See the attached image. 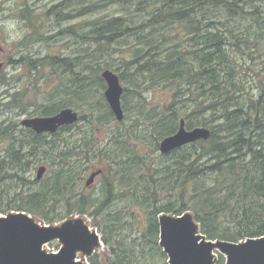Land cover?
I'll return each instance as SVG.
<instances>
[{
  "label": "trees",
  "instance_id": "trees-1",
  "mask_svg": "<svg viewBox=\"0 0 264 264\" xmlns=\"http://www.w3.org/2000/svg\"><path fill=\"white\" fill-rule=\"evenodd\" d=\"M113 2L133 6L142 19L134 23V15H119L91 22L88 39L98 53L126 37L138 41L133 58L124 63L127 70L134 68L128 76L147 73L154 88L161 86L169 93L164 107L150 108L144 116L156 134V147L163 137L177 130L181 118L188 128L208 127L210 137L162 154L163 158L172 159V166L153 170L139 152L140 147L126 145L128 140L120 133H113L109 144L97 150L88 133L75 140L60 137L62 131L68 132L75 124L60 127L49 134L57 139L47 141L48 135L20 134L18 123L4 121L0 139L8 140V144L5 154L0 155V213L25 211L52 222L51 209L62 203L68 215L87 214L98 227L105 220V211L118 198L128 199L132 205L149 206L147 224L139 229L140 237L132 238L129 232L121 234L124 226L119 224L101 226L102 241L109 249L103 254L106 264H142L141 261H152L154 257L167 264V256L158 245V215L162 212L179 215L189 210L200 232L211 240L238 242L263 236L264 0H101L89 6L64 0L48 8L44 15L67 20L74 17L70 10L90 13ZM72 6L77 10L70 9ZM179 30L184 31L182 40ZM65 31L76 35L72 28ZM36 40L39 39L33 38ZM73 60L52 56L34 61L27 58L25 63L31 70L40 62L61 66L76 75L73 85L81 93L88 76L78 79L77 75L85 70L94 81L104 84L92 61L87 65L72 64ZM247 61H251L248 66L258 61L257 94L246 85ZM78 63L82 67L80 73L74 69ZM119 78L123 80V74ZM127 92L123 89L122 95ZM134 94L142 98L141 93ZM11 98L8 105L16 107L19 92ZM79 100L83 101L81 96ZM51 102L53 98L45 105L44 115L54 114L64 106H51ZM104 108L106 114L99 120L105 123L114 117L109 106L99 102L92 110ZM84 118L79 116V121ZM138 121L131 127L137 126ZM39 152L44 157L52 154L50 159L56 169L40 187L30 190L33 182L20 172L30 165L29 156L35 157ZM93 165L102 169L97 178H103L104 190L98 198L75 191L83 169L89 171ZM12 184L18 190H11ZM118 188L130 191H117ZM163 191L175 199L163 202L159 197ZM127 230L132 231L130 227ZM100 258L95 253L90 264H100ZM157 260L155 264H159ZM224 262L225 257L219 254L216 264Z\"/></svg>",
  "mask_w": 264,
  "mask_h": 264
},
{
  "label": "rangeland",
  "instance_id": "rangeland-1",
  "mask_svg": "<svg viewBox=\"0 0 264 264\" xmlns=\"http://www.w3.org/2000/svg\"><path fill=\"white\" fill-rule=\"evenodd\" d=\"M60 1L64 0H0V35H3L5 38L4 41L6 44L4 56L15 48L17 50V59L21 56L23 58L21 64L7 66L0 75V125L4 121H8V123L16 122L20 125V121L25 117L44 115L43 109L46 108L45 105L53 98L51 106L64 105L77 111L79 116H85L83 120L75 122V125L68 132H61L60 137L62 136L64 140H68L70 137L73 138L72 140H75V138L83 136L84 133H88L93 137L94 147L100 150L109 144L110 137H112L113 133H120L128 140L126 145L134 149L140 147L139 152L144 154L143 157L146 159V164L151 166L153 170L154 167L162 170L165 166H172V159L163 158L162 153L159 151V143L156 147L154 143L156 134L150 127L149 121H145L146 119L144 117L146 116V111L150 108L159 109L164 107V104L169 100V93L161 86L154 88V83L150 80L147 73L135 72L133 75L128 76V72H132L134 68H128L130 70H127L124 67V63L133 58L138 41H135L134 37H126L114 43L111 47L105 46L102 53H98L95 52V46H92L88 39L91 22H102L119 15H126L128 17L134 15V23H136V21L142 19V16L139 12L133 11L135 10L133 6H126L114 2L90 13L79 14L78 12H71L70 10V15L74 17L67 20L60 21L54 16L44 15L48 8ZM75 1L81 3L80 5L82 6H89L90 3L100 2L101 0ZM27 8L29 11L26 10ZM70 9L73 11L77 10H74V6L70 7ZM33 24H35V28L32 27ZM71 28L76 32V35L65 33L67 32L65 30ZM181 33L182 40L184 31H181ZM33 38H38L39 40L33 41ZM52 56L72 58L74 59L71 62L72 64L84 62L88 65L92 61V64L96 67L95 70L99 71L100 74L105 69L115 72L118 76L123 74L124 79H120V82L123 89L126 88L128 90L127 94L124 93L126 95L121 96V103L125 112L124 119L118 121L112 113L114 116L112 120L105 123L99 120V118H102L106 114L107 108L97 109L96 111H93L92 108H95L99 102L108 105L104 96L106 83L103 81L104 84H100L98 81H94L89 71L85 70L81 75H77L78 79L88 76V80H85L81 93L80 88L73 85L76 75L64 71V68L61 66L57 67L56 65L53 66L46 63L41 64L40 62L37 64L36 69L31 70L27 68V64L25 63L27 58L34 61ZM0 57H2L1 52ZM247 62L244 69L246 70L248 82L250 81V83L247 82L246 85L250 91L257 94L259 89L255 74L259 68V66H256L258 61H254L252 66H248L251 64V61ZM81 68L80 63L74 66V69L78 73H80ZM6 92L9 93L5 95ZM16 92H19L20 95L19 102H15L18 103L16 107H11L8 103L13 98H11V95ZM134 92L141 93L142 98L140 95L134 94ZM79 96H81L83 101L79 100ZM139 118L140 121H138ZM137 121V126L131 127ZM74 135L77 137H73ZM54 138L56 137L48 135L46 140L53 141ZM7 144L8 140L0 139V155L5 154L4 151L7 149ZM133 148L129 149L134 152ZM48 156L44 157L40 152L35 157L29 156L30 165H28L26 171L20 172L22 176L33 182L29 184L30 190L40 187L44 183L43 181L52 176L53 170L56 169V166L50 159L52 154ZM40 164L48 167L44 178L41 180L42 183L35 178L36 169ZM96 166L89 167L93 170ZM91 170L86 171V169H83L84 172L81 174V179L77 181L75 191L83 192L86 195L91 194L98 198L103 194V178H96L94 184L90 187H86L84 184ZM142 173L146 174L147 170L143 169ZM160 174L161 171L158 175ZM18 188L14 184L10 187L13 191L18 190ZM117 191L129 192L130 189L118 188ZM137 193H140V191H137ZM159 197L163 202L175 199V196L167 191L159 193ZM10 212L15 211L12 210ZM187 212L190 211L188 210ZM149 213V206L132 205L128 199L118 198L105 211L106 217L102 225L109 226L111 223L119 224L124 226L121 234L126 235L129 232L133 236L132 238L140 237L139 229L146 226ZM163 213L176 215L171 212H162L158 217ZM0 215L4 214L0 213ZM31 216L39 224L49 226H57L66 220L81 218L92 230L97 231L101 237V243L95 248V252L92 255L78 252L77 259L83 261L85 264H90V258L97 253L101 256L99 260L101 261L100 264H106L103 254H107L109 249L102 241V225L98 227L93 225L91 216L87 214L68 215L62 203L56 204L51 209L50 217L53 218L52 222L39 220V218H35L33 215ZM129 227L132 231L127 230ZM132 233L134 234L132 235ZM140 241L143 242V239H140ZM61 245L62 243L59 240H53L44 244L43 249L47 252H56ZM148 246L150 247L151 245L149 244ZM219 254V252L214 251L215 264L219 258ZM148 257L146 255L145 258ZM154 258L152 261L143 260L140 263L155 264L157 259L156 257ZM158 261L159 264L163 262L162 260Z\"/></svg>",
  "mask_w": 264,
  "mask_h": 264
},
{
  "label": "water",
  "instance_id": "water-1",
  "mask_svg": "<svg viewBox=\"0 0 264 264\" xmlns=\"http://www.w3.org/2000/svg\"><path fill=\"white\" fill-rule=\"evenodd\" d=\"M101 77L106 83L105 99L116 120L122 121L123 87L119 76L105 69ZM78 119L77 111L64 107L51 115L25 117L20 123L37 133H54L59 127L73 124ZM210 134V129L204 126L186 128L181 118L177 130L160 140L159 151L167 154L185 144L207 140ZM45 171V165L39 166L36 179L40 180ZM101 171V168L93 170L85 186H90ZM158 223V243L167 256V264H214V251L225 256L224 264H264V235L238 242L207 239L190 212L179 215L163 213L158 217ZM53 240L62 243L57 252L43 249L44 244ZM100 243L97 231L81 218L49 226L39 224L24 211L0 215V264H85L76 259L77 253L92 255Z\"/></svg>",
  "mask_w": 264,
  "mask_h": 264
},
{
  "label": "flooded vegetation",
  "instance_id": "flooded-vegetation-1",
  "mask_svg": "<svg viewBox=\"0 0 264 264\" xmlns=\"http://www.w3.org/2000/svg\"><path fill=\"white\" fill-rule=\"evenodd\" d=\"M1 27V26H0ZM1 34V33H0ZM5 38L3 37V35H0V52L2 57H0V63L2 65V69L0 71V75L1 73L4 71V68H6L9 65H15V64H21L22 62V56L17 59V50L14 48L13 50H11L10 52H8L5 56H4V52L6 50V44H5ZM18 48V47H17ZM9 92H6L5 95H7ZM20 126L21 132L20 134H24V133H28V134H32V133H36L34 130H32L31 128H27V127H23ZM36 134H43V135H49L48 132H44V133H36Z\"/></svg>",
  "mask_w": 264,
  "mask_h": 264
}]
</instances>
